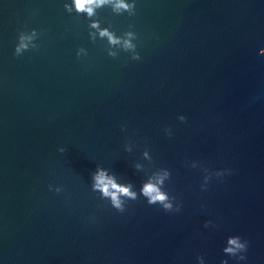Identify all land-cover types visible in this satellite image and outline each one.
I'll use <instances>...</instances> for the list:
<instances>
[{
    "label": "water",
    "instance_id": "obj_1",
    "mask_svg": "<svg viewBox=\"0 0 264 264\" xmlns=\"http://www.w3.org/2000/svg\"><path fill=\"white\" fill-rule=\"evenodd\" d=\"M118 2L0 0V264H264V0Z\"/></svg>",
    "mask_w": 264,
    "mask_h": 264
},
{
    "label": "clouds",
    "instance_id": "obj_2",
    "mask_svg": "<svg viewBox=\"0 0 264 264\" xmlns=\"http://www.w3.org/2000/svg\"><path fill=\"white\" fill-rule=\"evenodd\" d=\"M76 8L78 11H87L89 14L92 13V8L89 7L93 3H96L97 0H74ZM100 3H103L104 0H99ZM117 7H124L127 8L128 5L123 3V0H119ZM104 34V33H102ZM96 179V187L100 188L105 195H111L113 203L116 207H120V201L118 198V194H124L131 197H135V193L131 192L128 187L117 185L114 180H112L110 177H107L103 171H100L99 174L95 177ZM162 182V181H161ZM114 190V191H112ZM143 194L147 197H149V203H155L156 201L164 202L166 201L167 197L166 195L160 191V189L157 187L154 183H147L144 185ZM165 209H170V204H164ZM229 244L233 245V247H229L225 249L227 252L235 253L236 250H246L247 247V241H244L243 243L240 242L239 237H233L229 239ZM245 257L242 256L239 259H244Z\"/></svg>",
    "mask_w": 264,
    "mask_h": 264
}]
</instances>
